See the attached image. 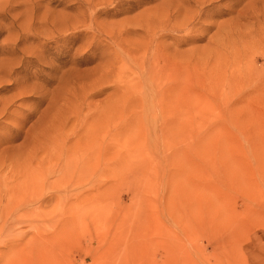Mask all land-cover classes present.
Returning a JSON list of instances; mask_svg holds the SVG:
<instances>
[{"label":"rangeland","instance_id":"374dc122","mask_svg":"<svg viewBox=\"0 0 264 264\" xmlns=\"http://www.w3.org/2000/svg\"><path fill=\"white\" fill-rule=\"evenodd\" d=\"M0 264H264V0H0Z\"/></svg>","mask_w":264,"mask_h":264},{"label":"bare ground","instance_id":"6f19581e","mask_svg":"<svg viewBox=\"0 0 264 264\" xmlns=\"http://www.w3.org/2000/svg\"><path fill=\"white\" fill-rule=\"evenodd\" d=\"M188 21H189V20H188ZM188 21H187V22H188ZM185 22H186V21H184L182 24H184ZM187 22H186V23H187ZM189 23H190V21H189ZM189 23H188V24H189ZM182 24H181V25H182ZM184 25L186 26V24H184ZM184 25H182V26L184 27ZM182 26H181V27H182ZM161 28H162V27H161ZM159 64H160V63H159ZM159 64H158V65H159ZM156 67H157V66H156ZM45 167H46V166H45ZM33 168H34V167H33ZM29 169H31V168H29ZM42 169H43V168H42ZM53 169L56 170L57 167L54 165V166H53ZM24 170H25V169H24ZM31 170H32V169H31ZM18 171H19V170H18ZM42 171H44V169H43ZM23 172H24V171H23ZM44 173H45V172H44ZM46 173H47V172H46ZM20 174H21V173H20ZM63 174H64V172H63ZM43 175H44V174H43ZM43 175H42V176H41V175H36L35 179H34V180L32 179L33 182H31V183H34L35 186H36V189L34 190V192H37L38 189L41 190V189H40V188H41L40 185H41V183H42V177H44ZM66 175H67V174H66ZM45 176H46V175H45ZM23 178H24V177H23ZM27 178H28V177H27ZM29 178H31V177H29ZM45 178H47V177H45ZM59 179H60V178H59ZM20 180H21V178H20ZM38 180H41L40 183H37ZM61 181H62V180H61ZM26 182H27V180H26ZM21 183H23L22 180H21ZM21 183L19 182V186H20ZM17 184H18V183H17ZM17 184H16V186H18ZM29 184H30V182H29ZM29 184H28V185H29ZM28 185H27V187H28ZM16 186L14 187V189L16 188ZM19 186H18V188H19ZM21 187L24 188V189L27 188V187H25V186L23 187V185H21ZM33 187H34V186H32V188H33ZM43 187H44V186H43ZM32 188H31V187H28V190L30 189V191H31ZM46 188H47V187H46ZM21 190H23V189H21ZM28 190H27V191H28ZM15 191H16V190H15ZM19 191H20V190H19ZM19 191H18V192H19ZM30 191H29V193H30ZM34 192H33V193H34ZM39 192H40V191H39ZM16 193H17V192H16ZM20 194H21V192L18 194V196H20ZM16 195H17V194H16ZM22 195H23V194H21V196H22ZM13 196H15V195L13 194ZM21 196H20V197H21ZM21 198H22V197H21ZM25 200H26V199H25ZM30 201H31V200H30ZM11 202H13V201H11Z\"/></svg>","mask_w":264,"mask_h":264}]
</instances>
